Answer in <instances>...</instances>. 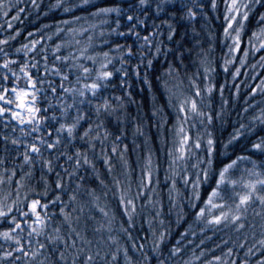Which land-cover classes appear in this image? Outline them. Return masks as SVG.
Wrapping results in <instances>:
<instances>
[{"label":"snow or ice","instance_id":"obj_1","mask_svg":"<svg viewBox=\"0 0 264 264\" xmlns=\"http://www.w3.org/2000/svg\"><path fill=\"white\" fill-rule=\"evenodd\" d=\"M23 2L0 0V19H4L0 28L13 29L33 11L38 17L52 14L53 19L27 32L32 39L15 48L17 55L22 53V62L0 47V264H151L152 260L264 264V159H253L264 158V137L250 143V155L233 159L222 152L224 159L217 161L220 166L210 181L215 141L209 126L214 116L221 117L220 111L214 115L211 111L216 89L212 79L216 69L208 58L212 46L205 50L199 40L194 41L198 68L181 76L184 53L192 55V50L170 49L161 38L166 27V40L173 41L177 12L180 19L191 21L197 16L194 9L202 10L203 4L198 0H49L45 5L27 0L21 7ZM222 4L221 43L227 45L223 71L228 73L232 65L231 77L237 79L250 54L260 55L249 67L264 69V12L256 28L244 32L250 13L257 5L264 7V0H222ZM211 8L218 10L217 0H211ZM57 13L61 18H56ZM20 34L15 28L0 39V45ZM129 36L138 43L120 42ZM162 49L179 65L166 59L167 68L156 77L173 111L165 113L164 105H153L149 122L155 133L146 132L144 122L133 125L131 152H143L133 167L129 145L124 143L128 133L123 98L104 93L117 73L123 85L128 76L125 65L134 55L140 59L132 72L139 78L140 66L151 68L150 57L159 56ZM238 52H242L239 57ZM237 59L240 66L235 65ZM251 78L259 82L250 87L239 114L243 118L252 111L249 123L241 122L234 129L225 148L245 131L264 126V75ZM143 82L149 83L146 71ZM234 87L239 92L241 85ZM224 88L225 84L219 85L222 100ZM138 138L143 139V148L136 143ZM156 142L167 148V212H175L177 224L187 225L174 241L163 219L159 165L153 160ZM90 183L96 187L87 186ZM178 183L186 191L190 185L186 203ZM202 185H207L204 195ZM186 208L191 212L186 213Z\"/></svg>","mask_w":264,"mask_h":264},{"label":"trees","instance_id":"obj_2","mask_svg":"<svg viewBox=\"0 0 264 264\" xmlns=\"http://www.w3.org/2000/svg\"><path fill=\"white\" fill-rule=\"evenodd\" d=\"M25 2L21 3V7H25ZM49 0H41L42 4H47ZM199 3L203 4V8L201 9H194L197 12V16L194 20H187V19H180V13L177 12V17L175 20L172 21L173 26L176 28V33L174 35L173 41L169 42L166 40L167 35V28L163 29L164 36L161 37L165 40V43L168 45V48L173 50H183V49H191L192 55H189L187 52L184 53L185 60L184 66L180 67V74L184 76L185 73L192 74L196 72L198 68V58L195 56V52L197 51L196 48L193 47L194 41L199 40L200 46L205 50H208L209 44L212 46V50L209 52L208 58L212 62V66L216 69V71L212 74L213 83L216 85V89L211 95V111L213 115L215 112L220 111L221 117L219 119L215 118L213 123L209 126V130L212 132L213 139L215 141L214 144V155H213V168L210 169V181H211V173L216 171V169L220 166L217 161L220 159H224L221 156V153H225L228 157L235 158L236 155H250L247 149L250 147V143L254 141L257 137H264V126L257 125V127L253 130V132H244V136L240 138L238 141H233L231 144L225 148V144L229 141L230 136L233 134L235 128L239 127L241 122L248 124V116L252 114L250 111L247 115L243 118L239 115L242 108L245 106V96H247L250 87L254 86L255 83L259 81H253L252 75H264V69H261L259 66L255 70L249 67L251 64L256 63L259 60V55L253 56L249 55L247 58V66L242 68V73L237 79L233 80L231 77V72L235 70L232 65H229V72L225 73L222 68L223 60L225 58V53L227 52V45L221 43L222 41V33H223V18H222V10L223 4L222 0H217L218 10L214 11L211 8V0H198ZM40 11H44L43 7ZM261 12H264V7L257 5L253 11L250 13V19L245 22V33H249L250 31L257 26V18ZM14 14V13H13ZM219 17V18H217ZM56 18H61V14L57 13ZM21 19L23 23H15L13 29H7L6 25L4 28H0V39H4L5 37L14 33L15 28H20L21 34L16 37L15 40H10L8 45H0L3 47L5 51H8L11 54V58L13 59H20L22 62V53L17 55L15 53V48L19 47L21 44L27 43L31 37H27V32L34 31L36 28H39L42 24L51 23L53 19V15L49 14L48 17L43 15L37 16L36 12L33 11L30 16H22ZM152 22L149 21V24ZM159 23V21H157ZM0 24H4V19H0ZM43 31V30H42ZM143 35V33H142ZM35 38H38L35 37ZM244 42L246 44L247 35L243 37ZM179 41V44L176 42ZM121 43H128V44H136V38L134 36H129L127 40L124 39L120 40ZM182 46V47H181ZM244 46V45H242ZM134 53L136 52V47L134 46L133 49ZM264 54V53H261ZM242 55V52L236 53V56L239 57ZM153 59V66L151 68H145L144 65L140 66V77L137 76L132 72V65L139 64V56L134 55L125 67L128 70V76L125 79L123 85H121L120 75L117 73L111 81V84L108 86L105 95L109 97L119 95L123 98L124 101V111L126 114L125 118V128L127 130V138L124 143L129 145V153L128 158L130 163H132L133 167L136 166V157L143 156V152L140 149H137L136 153L131 152L132 148V140L133 137L131 135L133 130V125L135 123L144 122L145 123V131L149 132V134L155 133V129L151 128V123L149 122V117L151 115V111L153 105H164L165 113H170L173 110L167 107L166 98L163 95V89L161 88L159 82L156 80L157 76H160L165 69L167 68V61H172L174 64H177L174 57L172 55H168L167 58L164 55L163 49L159 56L150 57ZM2 60V57H0ZM236 66L239 65V60L235 61ZM116 67H120L117 63ZM179 67V65L177 64ZM246 70L248 75H244L243 72ZM147 72V78L149 83L145 84L144 81V73ZM185 84H187V80L185 79ZM225 84L224 93H223V100H227V105L223 104V100L220 96L219 85ZM239 84L241 85L239 92L234 87V85ZM201 86H203L201 84ZM257 101L261 99L259 95L256 97ZM251 101L249 100V103ZM206 111L209 109L206 108ZM135 117V121L133 120ZM111 128L112 126L109 125ZM195 131V130H194ZM136 143L141 145L143 148V139L138 138ZM99 147V146H98ZM153 150L155 151V156L153 157L154 163L159 165V171L157 174V178L159 180L158 191L164 197L165 203V215L163 219L165 220V227L171 230L172 235L169 237L170 240L174 241L178 238V233L183 231V228L187 225L181 221L180 224L175 222V212L171 215L167 212V188L166 182L164 180L165 169L167 168V148L160 145L158 142L152 144ZM163 147V151L161 148ZM202 147L206 148V145ZM201 155H204L202 152ZM257 162L261 159H264L259 156H253ZM227 162V161H225ZM142 163V160H141ZM251 167V165H247ZM244 165H241L243 168ZM97 168L101 172L102 175H106L104 171V167L102 163L97 162ZM117 170H119V166L117 165ZM170 183V181L168 182ZM87 186L96 187L94 183H90ZM207 185H202L201 193L202 195L206 194L205 189ZM177 188L180 189V192L185 197L188 192H190L191 188L190 185L185 190V186L182 183L177 184ZM99 190V189H98ZM66 199V197H65ZM109 201L113 207H115L116 201L112 199L111 193H109ZM186 213H190L191 210L186 208ZM251 215V210H250ZM186 219L190 220L191 217L188 215ZM144 228L147 229V225H144ZM198 243V241H197ZM170 246V245H169ZM150 248V243L146 246ZM167 249L165 248V251ZM219 254V253H217ZM151 264H156L155 260H152Z\"/></svg>","mask_w":264,"mask_h":264}]
</instances>
